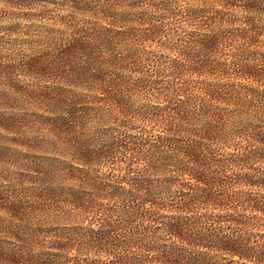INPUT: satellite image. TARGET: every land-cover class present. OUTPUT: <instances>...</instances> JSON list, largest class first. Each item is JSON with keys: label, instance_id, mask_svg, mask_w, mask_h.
Returning a JSON list of instances; mask_svg holds the SVG:
<instances>
[{"label": "trees", "instance_id": "16d2710c", "mask_svg": "<svg viewBox=\"0 0 264 264\" xmlns=\"http://www.w3.org/2000/svg\"><path fill=\"white\" fill-rule=\"evenodd\" d=\"M0 264H264V0H0Z\"/></svg>", "mask_w": 264, "mask_h": 264}]
</instances>
